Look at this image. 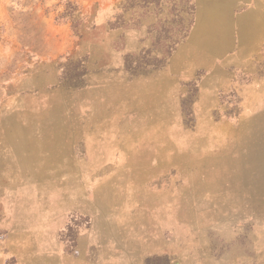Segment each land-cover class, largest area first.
Here are the masks:
<instances>
[{
	"label": "rangeland",
	"instance_id": "rangeland-1",
	"mask_svg": "<svg viewBox=\"0 0 264 264\" xmlns=\"http://www.w3.org/2000/svg\"><path fill=\"white\" fill-rule=\"evenodd\" d=\"M75 261L264 264V0H0V264Z\"/></svg>",
	"mask_w": 264,
	"mask_h": 264
},
{
	"label": "crops",
	"instance_id": "crops-1",
	"mask_svg": "<svg viewBox=\"0 0 264 264\" xmlns=\"http://www.w3.org/2000/svg\"><path fill=\"white\" fill-rule=\"evenodd\" d=\"M206 9V8H205ZM209 11H212V6L209 7L208 9ZM64 264V263H63ZM69 264V263H68ZM71 264H86L85 262H81V261H75L74 263ZM90 264V263H89Z\"/></svg>",
	"mask_w": 264,
	"mask_h": 264
}]
</instances>
